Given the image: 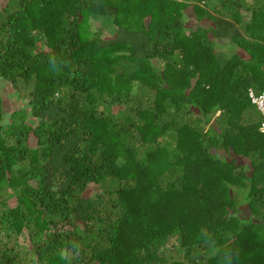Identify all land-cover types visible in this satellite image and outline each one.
<instances>
[{"label": "trees", "instance_id": "16d2710c", "mask_svg": "<svg viewBox=\"0 0 264 264\" xmlns=\"http://www.w3.org/2000/svg\"><path fill=\"white\" fill-rule=\"evenodd\" d=\"M8 88L0 264H264V0H0Z\"/></svg>", "mask_w": 264, "mask_h": 264}, {"label": "rangeland", "instance_id": "374dc122", "mask_svg": "<svg viewBox=\"0 0 264 264\" xmlns=\"http://www.w3.org/2000/svg\"><path fill=\"white\" fill-rule=\"evenodd\" d=\"M108 31H110V29ZM218 47L219 48L221 47L223 50H226V51L231 50V48L226 47L225 44L219 45ZM0 95H1V104H2V108L4 111L9 112L19 105L18 101L20 100L16 96V94H13V92L11 91V88L1 90Z\"/></svg>", "mask_w": 264, "mask_h": 264}, {"label": "clouds", "instance_id": "9594fccd", "mask_svg": "<svg viewBox=\"0 0 264 264\" xmlns=\"http://www.w3.org/2000/svg\"><path fill=\"white\" fill-rule=\"evenodd\" d=\"M263 94H264V91H263L261 94L256 95V94L254 93V90H253V89H250V90H249V96L252 98V101L256 103V106H257L258 110L264 115V112H263V110L261 109L259 103L255 100V98H258L260 95H263ZM263 121H264V120H263Z\"/></svg>", "mask_w": 264, "mask_h": 264}, {"label": "built area", "instance_id": "2783aa9c", "mask_svg": "<svg viewBox=\"0 0 264 264\" xmlns=\"http://www.w3.org/2000/svg\"><path fill=\"white\" fill-rule=\"evenodd\" d=\"M255 100L259 103L261 109L264 112V94L260 95L258 98H255ZM264 128V121L262 122V129Z\"/></svg>", "mask_w": 264, "mask_h": 264}]
</instances>
